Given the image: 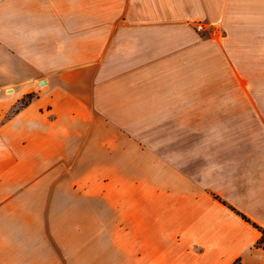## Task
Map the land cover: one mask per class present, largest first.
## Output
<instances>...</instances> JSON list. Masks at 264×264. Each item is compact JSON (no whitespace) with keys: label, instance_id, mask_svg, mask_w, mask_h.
Segmentation results:
<instances>
[{"label":"crops","instance_id":"0c3cea01","mask_svg":"<svg viewBox=\"0 0 264 264\" xmlns=\"http://www.w3.org/2000/svg\"><path fill=\"white\" fill-rule=\"evenodd\" d=\"M248 80L264 0H0V264H264Z\"/></svg>","mask_w":264,"mask_h":264},{"label":"trees","instance_id":"16d2710c","mask_svg":"<svg viewBox=\"0 0 264 264\" xmlns=\"http://www.w3.org/2000/svg\"><path fill=\"white\" fill-rule=\"evenodd\" d=\"M33 97V95H28L26 97V99L24 101H22V103L20 104V106L16 109V111L25 106ZM213 197L215 199H217L218 201H220L221 203H223L225 206H227L233 213H235L237 216H239L242 220H244L245 222L251 224L259 233H260V237L257 240V242L254 245V248H263L264 249V227H261L257 224H255L254 222H252L246 215H244L243 213H241L240 211H238L237 209H235L234 207L228 205L226 202L222 201L220 199V197L213 195ZM233 264H240V260L238 259L237 261H235Z\"/></svg>","mask_w":264,"mask_h":264},{"label":"rangeland","instance_id":"374dc122","mask_svg":"<svg viewBox=\"0 0 264 264\" xmlns=\"http://www.w3.org/2000/svg\"><path fill=\"white\" fill-rule=\"evenodd\" d=\"M251 69H252V67H250L249 65H245L244 67H242L243 73L245 72L246 74H249ZM242 85H243V88H245V89H264V84H260V83L257 84L255 82L250 81V80L244 81L242 83ZM227 88L228 89H235V88H240V86L238 85V83L236 84L234 82L229 81L227 83ZM244 100H246V99H244ZM258 100L264 101V99H258Z\"/></svg>","mask_w":264,"mask_h":264},{"label":"built area","instance_id":"2783aa9c","mask_svg":"<svg viewBox=\"0 0 264 264\" xmlns=\"http://www.w3.org/2000/svg\"><path fill=\"white\" fill-rule=\"evenodd\" d=\"M197 30H198V31H202V30H203V26L198 25V26H197Z\"/></svg>","mask_w":264,"mask_h":264},{"label":"water","instance_id":"95a60500","mask_svg":"<svg viewBox=\"0 0 264 264\" xmlns=\"http://www.w3.org/2000/svg\"><path fill=\"white\" fill-rule=\"evenodd\" d=\"M42 84H44V82H42Z\"/></svg>","mask_w":264,"mask_h":264}]
</instances>
